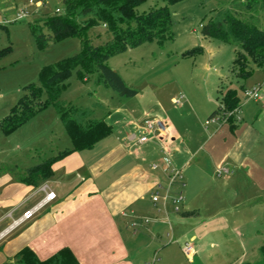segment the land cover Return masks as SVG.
I'll list each match as a JSON object with an SVG mask.
<instances>
[{
    "label": "crops",
    "instance_id": "1",
    "mask_svg": "<svg viewBox=\"0 0 264 264\" xmlns=\"http://www.w3.org/2000/svg\"><path fill=\"white\" fill-rule=\"evenodd\" d=\"M6 2V10L15 13L13 1ZM224 86L220 78L216 99ZM258 92L257 99L243 94L232 123L207 122L215 108L195 107L186 97L169 109L159 99L141 110L120 99L112 107L98 102L100 111L94 115L90 109L92 116L110 124V133L89 149L55 160L49 177L35 185L21 180L28 168L70 148L67 134L33 161L0 163V264H13L25 246L39 259L67 247L78 264H148L160 255L159 264L172 245L182 252L185 242L194 254L188 259L182 253L193 263L210 233L233 225L239 234V224L255 220L254 211L263 219L264 89ZM173 97L169 93L170 103ZM154 116L166 121L167 133L140 143L143 121ZM220 167L228 172L217 174ZM172 169L181 175L170 184ZM157 186L161 196L166 187L170 196L182 195L178 213L169 200L164 207L161 201L153 204ZM48 191L54 198L44 200ZM40 203L29 219L19 221ZM244 209L253 214L244 219Z\"/></svg>",
    "mask_w": 264,
    "mask_h": 264
},
{
    "label": "rangeland",
    "instance_id": "2",
    "mask_svg": "<svg viewBox=\"0 0 264 264\" xmlns=\"http://www.w3.org/2000/svg\"><path fill=\"white\" fill-rule=\"evenodd\" d=\"M12 1L16 6L15 13L22 10L26 16L21 20H14L15 13L6 10V0H0V120L23 94L24 86L40 83L39 72L43 66L70 57L81 48L79 39L73 36L51 42L40 50L30 31V23L42 24L45 17L56 14V8L62 11V0H39L38 6L37 0ZM219 4L216 0H182L176 3L170 0L142 1L136 8L139 14L166 6L170 13V34L163 39L148 40L128 48L106 61L107 66L117 71L137 93L120 98L109 87L97 83L95 72L81 79L73 71L60 93V100L79 108L91 109L94 115L100 111L96 103L112 107L114 99H120L121 105L128 103V108L141 110L156 106L158 99L161 100L158 105L162 104L169 109L186 97L195 107H206L212 111L220 104L215 95L221 78L228 87L236 91L239 104H243V87L248 89L257 85L260 90L264 89V71L254 67L245 78L233 76L230 66L235 46L200 34L201 24L209 19ZM257 25L264 29V12H260ZM43 30L46 31L45 28ZM88 35L94 45L103 44L110 39V34L101 25L92 28ZM169 93L174 94L173 100L178 99L179 102L170 103ZM110 96H114L113 99ZM40 100H46L44 91ZM211 121L217 120L215 117L207 120ZM62 133L66 136L55 109L52 105H47L7 134L0 128V163L33 161L59 143ZM251 213L253 214L252 209H244L241 215L245 219ZM260 214L261 212L257 214L254 211L255 220L239 224V234L233 232V225L223 226L220 232L210 233L205 238L204 250L197 254L193 263H189L179 245L174 244L159 264L254 263L259 259L258 246L264 244V218ZM184 241L182 239L180 244ZM156 257L149 259L148 264H157L160 255Z\"/></svg>",
    "mask_w": 264,
    "mask_h": 264
},
{
    "label": "trees",
    "instance_id": "3",
    "mask_svg": "<svg viewBox=\"0 0 264 264\" xmlns=\"http://www.w3.org/2000/svg\"><path fill=\"white\" fill-rule=\"evenodd\" d=\"M144 0H62L63 10L48 15L42 24H29L37 47L45 49L49 43L76 36L80 41V51L53 64L45 65L39 72V84L23 87V94L8 113L0 120V128L7 134L36 112L52 105L71 142V147L63 149L53 157L28 168L23 182L35 185L49 177L52 163L73 151L91 148L111 131V125L103 119H96L87 108H79L60 100L61 91L73 71L79 78L95 72L97 83L113 90L120 97H131L137 91L128 86L117 71L107 66L112 55L133 48L152 39H163L170 34V13L166 6L137 13V6ZM172 3L182 0H170ZM220 4L201 24L203 37L216 38L235 46V54L230 72L237 78L249 76L254 67L264 71V29L257 23L260 12H264V0H216ZM132 24L133 27H132ZM104 26L110 39L94 45L89 39V31L96 26ZM45 28L46 31L43 30ZM242 90H244L242 88ZM42 91L46 100L41 101ZM220 104L210 113L221 122L236 120V114H229L239 106V98L233 88L224 86L218 95ZM259 259L254 263L264 264V244L258 247ZM13 264H78L71 250L63 247L46 259H39L27 246L15 255Z\"/></svg>",
    "mask_w": 264,
    "mask_h": 264
},
{
    "label": "built area",
    "instance_id": "4",
    "mask_svg": "<svg viewBox=\"0 0 264 264\" xmlns=\"http://www.w3.org/2000/svg\"><path fill=\"white\" fill-rule=\"evenodd\" d=\"M60 12H61L60 9L58 8L55 9V13H60ZM25 16L26 14L22 10H20L19 12L15 13L14 20H21ZM258 91H259V87L255 85L251 88L244 89L243 94L246 98L257 99L259 97ZM174 102L178 103L179 101L178 99H175ZM237 112H238V108H235L233 111L229 112V114H234V113L236 114ZM167 130H168V125L162 117L154 116V117L147 118L142 123V135L139 137L138 141L140 143L145 142L148 140L149 136L151 135L163 136L167 133ZM216 172L217 174H220L223 172L227 173L228 171L226 168L220 167L216 170ZM180 175H181L180 170L172 169L169 174L170 184L176 181L177 179H179ZM160 190L161 188L157 186L151 193L150 197H151V201L153 202V204H157L159 203V201H161V205L164 207L165 202L169 200L173 206V211L178 213L180 211L179 205L181 204L183 200L182 195L179 193L175 196H172V195L170 196L169 187H166L162 189L163 195L161 196ZM53 198H54V193L52 191H48L45 193L44 200H51ZM41 205L42 203H40L33 209L25 211L22 214L19 221L29 219ZM182 252L188 259H191L192 255L194 254V250L189 242H185L182 245Z\"/></svg>",
    "mask_w": 264,
    "mask_h": 264
}]
</instances>
